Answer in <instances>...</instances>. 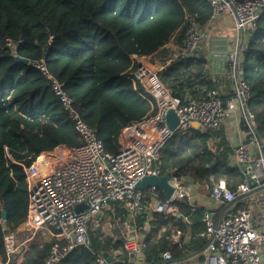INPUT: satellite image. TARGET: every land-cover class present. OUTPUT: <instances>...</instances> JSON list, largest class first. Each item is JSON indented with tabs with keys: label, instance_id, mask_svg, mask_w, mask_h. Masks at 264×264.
I'll return each mask as SVG.
<instances>
[{
	"label": "trees",
	"instance_id": "16d2710c",
	"mask_svg": "<svg viewBox=\"0 0 264 264\" xmlns=\"http://www.w3.org/2000/svg\"><path fill=\"white\" fill-rule=\"evenodd\" d=\"M211 16L206 0H0V215L5 210L13 226L26 219L29 196L22 163H32L40 152L58 144L81 142L50 82L32 61L45 59L52 73L66 82L83 119L106 148L116 152L123 125L156 110L155 98L127 76L136 68L130 54L154 53L177 31L183 41L187 19L206 23ZM259 20L244 51L242 72L250 84V106L259 132L264 134V14ZM205 64L202 56L179 55L160 74L173 94L183 96L184 87L193 86L183 78L185 71L197 78ZM231 151L218 129L192 126L163 143L158 163L201 180L223 177L236 188L244 174L232 164ZM170 206L153 212L148 231L144 228L148 213L133 215L139 231L146 232L143 251L150 258L171 248L177 228L188 234L182 248L173 246L177 257L200 250L206 242L201 209L187 201ZM116 213L117 219L103 232L90 227V246H79L63 264H95L106 251L125 259L122 223L131 215L117 204ZM52 241L33 244L23 264H41ZM0 250H4L1 226Z\"/></svg>",
	"mask_w": 264,
	"mask_h": 264
},
{
	"label": "built area",
	"instance_id": "2783aa9c",
	"mask_svg": "<svg viewBox=\"0 0 264 264\" xmlns=\"http://www.w3.org/2000/svg\"><path fill=\"white\" fill-rule=\"evenodd\" d=\"M206 1L212 6L210 22L222 13H230L236 20L237 35L226 54L236 97L226 100L217 88L205 90L197 99L175 95L160 74L167 65L156 70L148 61L137 60L127 76L135 84L141 82L155 98L156 110L123 125L116 152L107 149L95 128L83 119L66 82L52 73L45 59L32 61L50 82L81 142L72 146L61 143L40 152L28 165L21 162L28 182L27 216L21 225L13 226L0 215L4 235L0 264L19 263L33 244L49 239L53 240L49 255L41 264H63L76 248L90 246V227L103 232L112 225L117 219L116 204L131 215L123 221L121 231L128 264H264V134L259 132L250 106V84L242 72V55L264 14V0ZM187 21L181 55L195 54L209 41V24L203 27L193 18ZM169 108L179 117L175 130L166 117ZM236 110L247 128V137L233 149L232 164L244 174L236 188L223 177L212 175L201 180L159 165L161 146L173 133L185 131L195 122L202 129L217 130ZM7 155L13 159L10 152ZM165 172L173 187L170 197L155 186L136 187L144 176ZM175 201H187L194 209H201V235L206 242L200 250L177 257L173 246L182 248L188 237L177 228L171 236V248L159 258H150L143 251L144 235L133 215L152 216L153 212L167 211ZM79 203H87V207L77 211ZM95 264H108L107 257L100 254Z\"/></svg>",
	"mask_w": 264,
	"mask_h": 264
},
{
	"label": "crops",
	"instance_id": "0c3cea01",
	"mask_svg": "<svg viewBox=\"0 0 264 264\" xmlns=\"http://www.w3.org/2000/svg\"><path fill=\"white\" fill-rule=\"evenodd\" d=\"M209 22V23H208ZM208 42L202 44V46L196 51V56H202L205 60V70L196 78L190 71H185L186 83L191 82L192 87L189 85L184 87L183 96L197 99L201 97L205 90L213 88L219 89L222 96L226 100L234 99L235 96V84L234 79L231 77V71L229 68V59L226 54L231 50L234 37L237 35L236 20L230 13H222L217 15L211 22L207 20L208 25ZM180 31H177L175 36L169 40L165 45L160 47L158 51L151 54H130L131 60L136 64L137 60L144 59L148 61L156 70H159L163 65H170L174 59L181 55L183 51V41L179 39ZM187 56V55H186ZM188 57V56H187ZM194 57V56H193ZM244 61V53L242 55ZM201 83L205 82L204 86ZM221 135L231 147V158L233 156V149L239 143L247 137L246 125L242 121V115L240 111L230 113V117L218 128ZM220 140V139H218ZM213 139L210 140L212 144ZM217 148L213 146V150ZM232 160V159H231ZM38 244V243H37ZM30 251V250H29ZM27 251L24 257L19 263L23 264L25 261ZM125 264H128V254L125 253Z\"/></svg>",
	"mask_w": 264,
	"mask_h": 264
},
{
	"label": "water",
	"instance_id": "95a60500",
	"mask_svg": "<svg viewBox=\"0 0 264 264\" xmlns=\"http://www.w3.org/2000/svg\"><path fill=\"white\" fill-rule=\"evenodd\" d=\"M198 54V53H196ZM196 54H188V57H193ZM20 60L22 61H28L27 57H19ZM166 117H168V122H169V126L172 130H175L179 124V117H177L176 112L173 108H169L167 110L166 113ZM194 127L198 128L199 123L195 122L193 124ZM169 178V174L168 172H165L163 175L159 176V175H146L142 178V180H140L137 184L136 187L139 189H143L146 188L148 186H155L158 187L161 191H163V193L166 194L167 197H170L172 195L173 192V187L172 185L169 183L168 181ZM87 207V203H79L76 205L75 209L77 211H81L83 209H85ZM2 216H4L5 218H7L6 216V211L3 210L2 212ZM150 215H148L147 220H146V226H145V231H148L150 229ZM146 232L143 234L145 235ZM104 256L107 257V261L108 264H125V261L117 258L113 253H111L110 251H106V253H104Z\"/></svg>",
	"mask_w": 264,
	"mask_h": 264
}]
</instances>
